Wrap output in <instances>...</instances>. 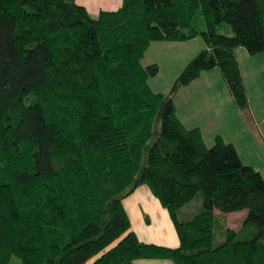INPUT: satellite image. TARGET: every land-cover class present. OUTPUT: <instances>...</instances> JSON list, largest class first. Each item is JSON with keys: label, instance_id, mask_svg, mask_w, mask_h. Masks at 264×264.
<instances>
[{"label": "trees", "instance_id": "trees-1", "mask_svg": "<svg viewBox=\"0 0 264 264\" xmlns=\"http://www.w3.org/2000/svg\"><path fill=\"white\" fill-rule=\"evenodd\" d=\"M197 36L205 48L155 91L150 44ZM238 47L264 51V0H123L97 17L77 0H0V264H264V175L175 103L217 67L248 108ZM144 184L179 246L132 229L123 200Z\"/></svg>", "mask_w": 264, "mask_h": 264}, {"label": "rangeland", "instance_id": "rangeland-1", "mask_svg": "<svg viewBox=\"0 0 264 264\" xmlns=\"http://www.w3.org/2000/svg\"><path fill=\"white\" fill-rule=\"evenodd\" d=\"M78 1L88 5L92 17H97L101 5H105V0ZM112 7L115 9L119 6ZM219 31L233 34L230 25L222 26ZM204 48L201 36L185 41H153L142 60L145 65L157 63L159 66L158 74L150 79L151 87L158 92L169 91L185 65ZM236 53L248 93V108L237 107L217 67L208 70V73L204 71L200 80L181 87L175 100L180 109L184 108L185 113L192 116L190 123L201 124L209 146L213 145L218 133L226 135V139L245 133L247 136L243 138V142L238 143L244 150L242 159L264 175V51L251 54L244 47H238ZM201 110L206 112L195 117ZM218 113L222 115L221 122H218ZM245 212L246 210H241L234 212V215L224 214L223 219L238 226ZM10 264H20V260L13 258Z\"/></svg>", "mask_w": 264, "mask_h": 264}, {"label": "crops", "instance_id": "crops-1", "mask_svg": "<svg viewBox=\"0 0 264 264\" xmlns=\"http://www.w3.org/2000/svg\"><path fill=\"white\" fill-rule=\"evenodd\" d=\"M77 2L82 4L81 1L79 2L77 0ZM122 2L123 0H105V5H101L100 10H116L122 5ZM82 5L87 6L86 8L88 9V5ZM112 6L119 7L114 9ZM206 73L208 72L206 71ZM202 77L203 74L199 78L195 79L194 82L200 80ZM192 83L193 81L191 82V84ZM207 87H210V85H208ZM175 103L178 115L183 123L188 127H200L207 143L208 141L201 127V124L190 123V118L192 116H190L188 113H185L184 108L180 109L179 104L176 102V100ZM203 112H206V110L198 111L195 114V117L200 116ZM220 114L221 113H218V115ZM221 116L222 115L219 116L218 122L222 121ZM218 135L221 134L218 133ZM225 136L222 137L226 141L232 142L236 146L242 158L243 149L238 146V143L243 142V138H245L247 135L245 133H242L233 136L230 139H226ZM243 146L246 147L247 145L243 144ZM123 203L130 216L132 229L137 233L140 240L169 247L179 246L180 239L168 210L162 206L159 199L153 195L147 185L144 184L137 187L133 193L124 198ZM230 215H234V213H231ZM94 259L95 257L92 258L87 264H91ZM134 264H173V262L169 259H137L134 261Z\"/></svg>", "mask_w": 264, "mask_h": 264}]
</instances>
